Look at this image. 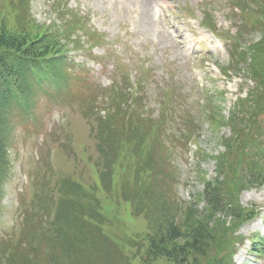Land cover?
<instances>
[{
  "label": "rangeland",
  "instance_id": "1",
  "mask_svg": "<svg viewBox=\"0 0 264 264\" xmlns=\"http://www.w3.org/2000/svg\"><path fill=\"white\" fill-rule=\"evenodd\" d=\"M263 13L264 0H0V34L40 36L48 34L47 28L60 31L65 48L61 57L51 59L48 68L56 69V79L66 80V90L55 92L50 83L45 82V88L35 77L29 78L27 95L18 102L24 104L21 111L16 105L10 109V169L0 201V249H5L4 242L16 244L29 232V239L37 234L43 240L39 256L31 261L37 258L62 264L63 248L83 246L89 252L77 259L79 264H124L123 259L118 260L119 250L105 237L98 238L97 231L132 264H143L142 239L148 234V224L133 215L130 201L120 197L118 175L114 193L98 192L100 213L107 222L88 217L89 226H78L68 208L53 210L45 200L50 201L54 185L63 179L100 186L92 166L102 160L99 148L105 139L100 136L98 120L112 110L116 98L113 111L126 131L136 98V111L144 118L156 120L160 113L169 114L166 128L156 135L170 151L168 155L163 152L166 173L172 179L166 195L176 199L183 211L194 197L201 200L203 178L216 177L214 157L223 152L220 139L229 134L227 127L217 129L222 124L215 116L229 117L238 99L246 98L255 86L247 73L240 71V56L252 47L264 51V45L259 44L264 39L260 33ZM67 32L71 37L63 38ZM226 37L232 45L227 46ZM247 58L250 62L251 57ZM40 75L50 74L43 67ZM263 91L264 87L259 95L262 109L256 117L259 131L257 127L254 132V150L262 154ZM125 94L127 98L122 99ZM182 120L197 128V139L191 145L184 137L189 129L182 126V122L186 124ZM144 132L135 135L141 138ZM159 180L163 184L160 173ZM239 200L252 219L245 223L221 219L234 243L233 263L264 264V256L256 255L253 247V242L264 247V186L242 190ZM48 208L53 211L50 216ZM54 220L70 233V240L63 245L51 227ZM79 228L81 238L77 237ZM24 247L26 243L12 253L18 261ZM4 252L5 257L10 255ZM150 264L176 263L160 258Z\"/></svg>",
  "mask_w": 264,
  "mask_h": 264
},
{
  "label": "trees",
  "instance_id": "2",
  "mask_svg": "<svg viewBox=\"0 0 264 264\" xmlns=\"http://www.w3.org/2000/svg\"><path fill=\"white\" fill-rule=\"evenodd\" d=\"M47 29L48 34L40 36H34L31 33L0 34V201L3 197V186L7 181L5 177L10 169L8 159L10 133L12 132L9 128V119L12 114L10 109H14L16 105V108L21 111L20 105L24 104H18V102L27 95L26 88H28L31 77L38 78L41 86L48 82L52 85H62V88H65L66 80L63 82L60 78L56 79L58 76L54 72L56 69L49 70L48 68L55 55L61 57L60 54L65 45L62 44L61 35L58 36L60 31L55 33ZM260 33L264 38V21L260 23ZM66 37H71L69 32L63 38ZM71 43L75 45L74 42ZM259 44L264 45V39ZM260 49L255 47L245 49L240 56L243 62L240 63L242 67L240 71L247 73V77L249 76L254 81L253 91L248 93L246 98L238 99L237 104L231 108L229 117L224 118L220 113L214 115L215 119L222 124L217 126V129L227 127L229 135L220 139L224 151L214 158L217 167L216 177L208 180L205 176L203 178L204 189L200 195L201 200L194 197L190 206L183 211L176 199H171L166 195V188L171 186L172 179H169L166 173V158L163 152L168 155L170 151L165 146V142L156 135L162 132L163 126L166 128L169 114L160 113L156 120L152 117L144 118L136 111L137 103H139L136 98L133 106L136 110L130 118L131 122L126 131L117 118L116 111H113L116 108V98L111 102L112 110L108 109L107 116L98 120L100 136L103 139L104 135L105 139L101 140L99 148L102 160L95 162L92 166L97 171L100 186L87 185V188L83 183L63 179L54 185L53 196L49 199L50 201L45 200L47 205L53 210L59 207L60 212L68 208L70 218L78 226L79 223L85 224L84 221H88V217L106 221L100 213L101 202L98 192L102 189L107 194L114 193V177L118 175L119 185H117L120 187V197L125 201H130L133 214L143 216L148 223L149 232L146 238L142 239L145 242L143 264H150L160 258H166L176 264H234L232 260L234 243L229 241L221 219L230 218L232 222L239 223L251 220L252 213L242 209L239 196L244 189H259L264 186V154L254 150V132L257 127L259 131L256 117L262 109L259 95L264 87V51L261 52ZM247 56L251 57L250 62ZM39 65H43L47 74L50 75H40L43 67ZM29 71H32L34 75L30 73V76H27ZM126 98L125 94L122 99ZM182 121L186 123L182 122V126H187L188 120ZM212 125L215 126L214 123ZM212 125L210 126L213 128ZM187 128L189 129L188 137H184L188 141L194 132L196 133L197 128L195 129L193 124ZM142 129H145V132L140 138L135 133L141 132ZM156 155L161 158L156 160ZM159 173L164 178L163 184L160 183ZM52 212L48 208L49 216ZM51 227L58 234L62 242H59L60 244L63 245L70 240V233L64 230V224L56 226L54 220ZM82 232L79 228L80 234L77 237L81 238ZM24 235L16 244L10 241L4 242L5 249H0V264H13L14 262L17 264H51L52 262L48 263L45 259V263L37 258L31 261V257L39 256L37 253L40 246H43V240L37 234L30 239L28 238L29 232L28 237L23 238ZM23 243H26V247L18 261L12 253L20 249ZM253 247H256V255L264 256V247H258L254 242ZM4 251L10 252V255L5 257ZM86 252H89L88 247L66 246L61 250L62 264H79L77 259L87 255ZM50 253L46 251V255L51 256ZM120 254L118 253L119 261L123 259L124 264H132L130 258L121 252ZM23 259L24 261H21Z\"/></svg>",
  "mask_w": 264,
  "mask_h": 264
}]
</instances>
